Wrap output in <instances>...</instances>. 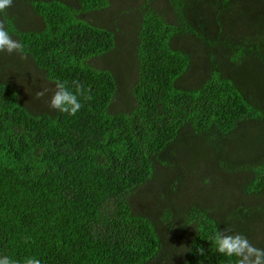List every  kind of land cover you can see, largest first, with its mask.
<instances>
[{
	"label": "trees",
	"instance_id": "trees-1",
	"mask_svg": "<svg viewBox=\"0 0 264 264\" xmlns=\"http://www.w3.org/2000/svg\"><path fill=\"white\" fill-rule=\"evenodd\" d=\"M22 1L24 19L21 0L0 12L20 25L7 26L19 53L47 82L79 84L81 107L53 110L35 90L33 107L8 78L16 51L0 53V259L238 264L220 230L264 249V0H145L129 87L124 68L96 66L131 39L100 22L109 0ZM118 93L136 104L116 110Z\"/></svg>",
	"mask_w": 264,
	"mask_h": 264
},
{
	"label": "rangeland",
	"instance_id": "rangeland-1",
	"mask_svg": "<svg viewBox=\"0 0 264 264\" xmlns=\"http://www.w3.org/2000/svg\"><path fill=\"white\" fill-rule=\"evenodd\" d=\"M145 0H109V4L110 7L106 8L102 13H103V17H101L100 22H102V24L105 26H113L116 25L117 28L121 31L119 34H121L120 39H118V43L120 42V44H122V39L123 41H127L129 40L130 36V43L128 44L127 48L124 49L122 46L120 48V50L118 49L120 47V45H118V48L115 49L114 51V57H111L109 55H104L103 58H105V60L102 59H97L96 61V66L99 67H109V68H113L112 64H116L118 65V67H122L124 68L127 72L122 75V73H120V80L121 81H131L130 84L126 85V86H131L134 82L130 79H134L137 78V73H134L133 71L129 70L131 68V59L129 56V53L127 50L134 48L136 45V36H135V30L137 29L136 27V22L138 20H140L142 17L141 15V10L137 9V7L144 3ZM150 4L152 6H154L157 9H161L164 11V9H166V2L165 0H152L149 1ZM69 3L72 5H76V1L75 0H69ZM13 6V5H12ZM17 8V7H16ZM79 9V8H77ZM11 9V6L8 7L6 9L7 12H9ZM28 9L24 6L23 1L21 0L20 3V9H19V15L22 19H24V17L27 14ZM83 12V11H80ZM77 17H80L81 15H79L78 13H75ZM168 19L170 20V22L173 21V19H171L170 17L173 16L172 11L169 10V12L167 13ZM82 17V16H81ZM88 17V15H87ZM83 18V17H82ZM86 18V17H85ZM95 24H97V22L94 20L95 18L89 17ZM130 18H134L133 21H130ZM1 26V25H0ZM12 26L14 28H16V31H21L20 29V25L17 22V19L15 21L12 22ZM43 26V25H42ZM122 32H124V34H122ZM132 34V35H131ZM3 53L4 55H2L3 57H5L6 59H8V57L10 56V54H7V52H0ZM19 57L20 59H24L22 61L18 60L16 58V56ZM14 55V59L21 70L19 71H14L12 66H10V70L8 72L9 74V80L11 81H17L21 84H25L24 86H22L23 89H25V96L27 97V99H24V101L29 100L32 104L33 107H35L34 105V99L33 98V93L35 90V93L37 91H39L40 89H42L43 86H47V89H49V92L46 93L44 96H42L43 99H46L48 101V96L51 95V91L53 90V84L49 83L46 81L44 75L40 72V70L38 68H36V66L34 65V63L27 58L26 56H22L19 54V52H15ZM1 61V58H0ZM21 64V66H20ZM30 78V79H28ZM32 83H34L32 85ZM17 84L18 83H14ZM37 90V91H36ZM124 104H129V107H133L136 102L134 101V99L132 97L127 96L126 94H119L117 95L116 99H115V103H114V108L116 110L120 109V106L124 105ZM261 112H264L263 110ZM258 120V119H257ZM256 127H263L261 129V132L264 135V123H260L258 120V124ZM174 203L172 204H167L169 206V208L173 209L175 211V217L176 218H182V215L184 214V210L182 208V205L179 207H174ZM180 205V204H179ZM155 212H158L159 214L163 213V209H153ZM150 212V211H149ZM264 233V232H263ZM156 264V263H154Z\"/></svg>",
	"mask_w": 264,
	"mask_h": 264
},
{
	"label": "clouds",
	"instance_id": "clouds-1",
	"mask_svg": "<svg viewBox=\"0 0 264 264\" xmlns=\"http://www.w3.org/2000/svg\"><path fill=\"white\" fill-rule=\"evenodd\" d=\"M13 0H0V12L6 10ZM76 7V5H75ZM77 8V7H76ZM45 27V25H44ZM11 32L7 29V26H0V52L12 53L13 51L21 52L23 45L20 41L13 38ZM20 54V53H19ZM29 58L34 65V59L29 54H20ZM16 56V55H15ZM20 61V59L16 56ZM45 77V72L38 68ZM49 92V89L42 88L36 92V96H44ZM82 95L80 91V85L76 84L74 88L70 89L62 81H57L53 85L51 95L48 96V106L60 112H66L69 115H74L81 107V100L78 98ZM217 245V251L227 255L239 257L238 264H264V249L254 248L242 234L227 233L220 230L215 237ZM0 264H16L15 261H9L8 258L0 259ZM26 264H40L38 259H29Z\"/></svg>",
	"mask_w": 264,
	"mask_h": 264
},
{
	"label": "crops",
	"instance_id": "crops-1",
	"mask_svg": "<svg viewBox=\"0 0 264 264\" xmlns=\"http://www.w3.org/2000/svg\"><path fill=\"white\" fill-rule=\"evenodd\" d=\"M43 24H44V23H43ZM0 25L6 27V26H8V25H12V21L9 22V23L4 22V15H2V14L0 13Z\"/></svg>",
	"mask_w": 264,
	"mask_h": 264
}]
</instances>
